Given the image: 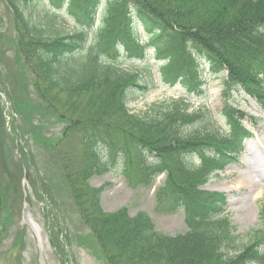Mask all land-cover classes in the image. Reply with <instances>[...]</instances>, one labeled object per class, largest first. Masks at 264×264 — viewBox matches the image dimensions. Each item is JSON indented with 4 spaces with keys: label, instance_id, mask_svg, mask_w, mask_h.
I'll list each match as a JSON object with an SVG mask.
<instances>
[{
    "label": "trees",
    "instance_id": "trees-1",
    "mask_svg": "<svg viewBox=\"0 0 264 264\" xmlns=\"http://www.w3.org/2000/svg\"><path fill=\"white\" fill-rule=\"evenodd\" d=\"M4 1L22 26L18 50L30 58L27 48L38 60L36 86L45 84L43 91L53 88L75 99L90 97L85 105L96 119L82 117L70 124L86 147L84 174L79 178L63 172L93 247L97 244L107 264H264L260 250L264 230L243 243L224 212L223 193L198 188L214 171L237 159L251 134L230 108L222 113L226 130L219 132L206 110L188 111L186 102L189 95H202L201 68L206 64L212 73L227 71L228 80L263 103L259 96L264 92V36L259 29L264 25V0ZM100 6V21L95 25ZM34 8L51 17L63 11L74 30L47 35ZM139 28L147 34L144 43L137 37ZM150 48L159 80L170 87L179 83L185 96L138 115L126 104L135 94L145 93L148 84L141 82L139 72L122 68L119 61L141 59ZM103 116L114 118L101 131L96 123H102ZM110 126L134 142V157L141 161L135 163L139 182L150 183L166 172L165 185L156 193L157 205L168 213L183 210L185 233H158L147 214L131 216L125 207L103 212L104 188L91 187L87 178L114 168L129 176L133 163L129 151H111L106 131ZM153 152L156 163L147 164ZM162 152L177 155L174 173H169ZM23 165L28 166L25 161ZM4 197L10 193L0 183L2 226L7 219Z\"/></svg>",
    "mask_w": 264,
    "mask_h": 264
},
{
    "label": "rangeland",
    "instance_id": "rangeland-1",
    "mask_svg": "<svg viewBox=\"0 0 264 264\" xmlns=\"http://www.w3.org/2000/svg\"><path fill=\"white\" fill-rule=\"evenodd\" d=\"M40 9L34 8V15L38 16L47 35H63L74 30L64 12L51 17L52 14H44ZM20 27L10 6L0 0V183L6 185L10 193V197H4L6 224L0 225V264H107L99 255L97 244L96 249L93 247L90 231L82 223L64 177L65 171L79 178L84 174L86 147L80 143L78 132L70 129V124L82 117L96 119L94 112H89L85 105L90 97L75 99L53 88L43 91L45 84L36 86L38 60L27 48L25 53L32 60L18 50ZM139 30L138 38L142 41L147 34ZM259 30L264 36V25ZM22 48L21 45L20 50ZM151 56L149 51L143 60L119 61L122 68L139 72L141 82H153L146 93H137L127 101V107L134 114L144 115L150 108L185 96L179 84L169 87L159 81L156 61ZM145 64L149 68H145ZM201 75L205 81L201 88L205 91L201 97H187L189 110L203 106L212 116L216 129L222 132L226 125L221 115L230 108L253 130V138L244 142L239 162L228 163L199 185L223 193L226 213L235 227L234 235L246 243L264 230V165L263 173L254 176L259 184L255 191L244 186L239 177V173L246 170L245 161L251 160V165L253 159L261 156L264 163L262 153L257 152L254 157L256 150L248 151L255 142L264 144V92L259 96L263 100L261 103L239 83L226 79L225 72L212 74L203 68ZM55 102L63 103L68 109ZM92 102H96V93ZM113 118L103 116L102 123H96V127H101L102 131V125L112 123ZM106 131L111 136V151H129L133 163L132 170H128L129 176L114 168L102 174L92 173L87 178L91 187L104 188L100 197L103 212L112 213L125 207L130 215L147 214L158 233L171 236L184 233L187 227L183 212H163L157 205L156 193L165 185L166 172L150 183L139 182L135 163L141 164V161L134 157V142H129L113 126ZM162 156L169 173H174L177 155L162 152ZM148 157L151 159L147 164L156 163L154 152ZM24 161L28 166L23 165V170Z\"/></svg>",
    "mask_w": 264,
    "mask_h": 264
},
{
    "label": "bare ground",
    "instance_id": "bare-ground-1",
    "mask_svg": "<svg viewBox=\"0 0 264 264\" xmlns=\"http://www.w3.org/2000/svg\"><path fill=\"white\" fill-rule=\"evenodd\" d=\"M262 140H264V137ZM253 147H255V148H253ZM252 149L256 150V151H254V157L257 155V152L262 153L264 155V144L262 142H261V144L258 142H255L252 145V147L249 148L248 151H251ZM246 153H247V151H246ZM247 156H248V153H247ZM262 159L263 158H261V156L256 157L255 159H253L254 162L251 165H250V163L252 162L251 160L245 161V162H247V163H245V166H246L245 169L246 170L239 173V177L242 179V181L244 183L243 185L248 187V188H251L252 191H255L259 187V184L256 182L254 176H258V174L263 173L262 167H263L264 163H262V161H261Z\"/></svg>",
    "mask_w": 264,
    "mask_h": 264
}]
</instances>
